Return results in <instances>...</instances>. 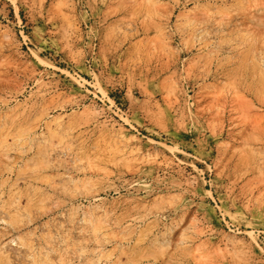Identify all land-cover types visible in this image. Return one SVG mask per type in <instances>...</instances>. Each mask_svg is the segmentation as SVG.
Here are the masks:
<instances>
[{
  "label": "rangeland",
  "instance_id": "374dc122",
  "mask_svg": "<svg viewBox=\"0 0 264 264\" xmlns=\"http://www.w3.org/2000/svg\"><path fill=\"white\" fill-rule=\"evenodd\" d=\"M0 264H264V0H0Z\"/></svg>",
  "mask_w": 264,
  "mask_h": 264
}]
</instances>
